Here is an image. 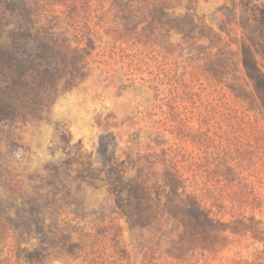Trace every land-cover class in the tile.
<instances>
[{
	"label": "rangeland",
	"instance_id": "obj_1",
	"mask_svg": "<svg viewBox=\"0 0 264 264\" xmlns=\"http://www.w3.org/2000/svg\"><path fill=\"white\" fill-rule=\"evenodd\" d=\"M0 264H264V0H0Z\"/></svg>",
	"mask_w": 264,
	"mask_h": 264
}]
</instances>
